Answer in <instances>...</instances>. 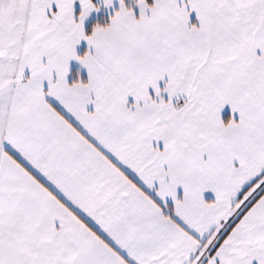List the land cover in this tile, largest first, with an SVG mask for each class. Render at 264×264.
Wrapping results in <instances>:
<instances>
[{
    "label": "snow or ice",
    "instance_id": "snow-or-ice-1",
    "mask_svg": "<svg viewBox=\"0 0 264 264\" xmlns=\"http://www.w3.org/2000/svg\"><path fill=\"white\" fill-rule=\"evenodd\" d=\"M0 264H264V0H0Z\"/></svg>",
    "mask_w": 264,
    "mask_h": 264
}]
</instances>
